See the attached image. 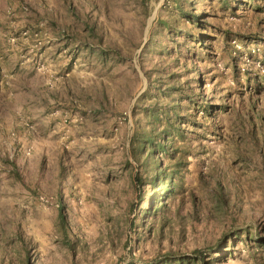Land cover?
<instances>
[{"label":"rangeland","instance_id":"obj_1","mask_svg":"<svg viewBox=\"0 0 264 264\" xmlns=\"http://www.w3.org/2000/svg\"><path fill=\"white\" fill-rule=\"evenodd\" d=\"M180 2L0 0V264H264V0ZM179 102L147 215L133 141Z\"/></svg>","mask_w":264,"mask_h":264},{"label":"trees","instance_id":"obj_2","mask_svg":"<svg viewBox=\"0 0 264 264\" xmlns=\"http://www.w3.org/2000/svg\"><path fill=\"white\" fill-rule=\"evenodd\" d=\"M227 6L229 5V0H222ZM176 9L183 15V17H186L192 22L199 23L198 16L193 15L190 12H186L181 7L180 0H173ZM163 27H166L165 24H163ZM168 29V27H167ZM170 30V29H169ZM173 92H177L179 94L182 93V91L178 88H172ZM169 94V92H164L163 94ZM182 95V94H181ZM181 98V99H180ZM179 100H187L188 102L192 103V98L189 96H186L182 98L180 96ZM207 111V108H205ZM181 110V104L180 102L177 104H173L171 107L166 108H157V109H146V115L151 116L153 120L161 121L159 125L163 127L161 132L157 134L161 137H156V135L152 132H149V134H142V135H136L133 143H136L137 146H135V152L134 155H140L143 156L142 164L144 168L151 171L152 175L148 180H145L142 176L140 169L138 168L136 172L133 175V182L136 184L137 187H144V186H151L153 193L150 196L147 208L145 209V214L151 215L154 213V211H157L160 209L161 206L164 204L162 203L163 200L168 198L170 196L171 192L174 189L175 182L173 183L174 179L171 176H167L166 171L162 170L161 168V159L157 158V155L159 152L166 153L165 147L166 143L165 140L167 139L168 135L170 133L174 135H180L181 131L179 122L184 123L185 121H182V115H180ZM191 121V120H190ZM144 154V155H143ZM147 170V171H148ZM157 184H159L157 186ZM178 185V184H177ZM159 205V206H158ZM59 218L62 222L65 221L64 215L62 210H59ZM249 232L246 231V236H248ZM233 233L227 234L222 233L214 242L213 248L222 249V247H226V240L232 236ZM252 239L254 241L255 245H263L264 244V235L255 232L253 236H250L249 239ZM199 249H202L201 251L205 250V247H201ZM198 250H195L192 255L195 257L197 256ZM191 256V255H190ZM167 257V256H166ZM183 257V256H181ZM220 262H224L226 259L225 252L222 250L219 255L217 256ZM174 263L178 264H185V261H187V258H176L173 260ZM169 264L173 263L171 260L164 258L163 260H159L157 262H148V263H138V264ZM127 264H134V262H128Z\"/></svg>","mask_w":264,"mask_h":264},{"label":"built area","instance_id":"obj_3","mask_svg":"<svg viewBox=\"0 0 264 264\" xmlns=\"http://www.w3.org/2000/svg\"><path fill=\"white\" fill-rule=\"evenodd\" d=\"M24 1H26V0H24ZM21 33H22L23 36L26 37V30L22 31Z\"/></svg>","mask_w":264,"mask_h":264}]
</instances>
